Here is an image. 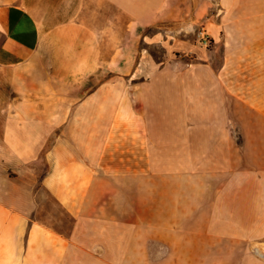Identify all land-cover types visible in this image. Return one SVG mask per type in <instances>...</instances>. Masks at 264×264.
<instances>
[{
	"label": "crops",
	"instance_id": "0c3cea01",
	"mask_svg": "<svg viewBox=\"0 0 264 264\" xmlns=\"http://www.w3.org/2000/svg\"><path fill=\"white\" fill-rule=\"evenodd\" d=\"M188 2L0 0V69L32 60L42 38L68 47L62 62L100 68L64 77L135 61L78 88L71 147L49 119L4 122L0 159L19 174L45 156L46 172L33 190L0 174V264H264V0H206L205 53L146 33L179 12L196 21L200 0ZM180 51L199 62L166 68ZM120 78L140 90L121 103ZM76 165L75 197L60 176Z\"/></svg>",
	"mask_w": 264,
	"mask_h": 264
},
{
	"label": "rangeland",
	"instance_id": "374dc122",
	"mask_svg": "<svg viewBox=\"0 0 264 264\" xmlns=\"http://www.w3.org/2000/svg\"><path fill=\"white\" fill-rule=\"evenodd\" d=\"M183 8L188 6V0H181ZM206 0H200L198 8V19L192 20V14L179 12L173 14L170 18L154 24L146 33L151 34L158 31L162 36L169 37L170 39L189 41L195 46L196 50H202L204 53L212 45V39L208 34L207 28V15L202 14L205 10ZM207 43H203V39ZM142 45H135V57L137 51ZM68 47H61L56 44L55 39L42 38L41 44L38 47L37 53L34 58L26 64L16 68L0 69V135L4 122L14 119H28L32 117H40L44 120L49 119L54 127V135L56 145L60 147L69 146L71 143L66 140L68 135H73L78 126L71 125L69 117L73 111V107L78 99L84 95L79 92L78 88L91 87L98 84L100 81L107 80V72L109 69H116L117 71H128L133 62H120L118 65L108 67V63H103V72L99 77L92 78H77L74 76L64 77V73L70 71L90 70V68H98L97 66H90L84 62H62V52ZM76 50H84V47H74ZM155 58H163V51L159 46L154 45L150 48ZM195 62H199L196 54L191 51H180L177 56L166 62V68H177L182 65V68L190 69ZM205 63L204 61H200ZM89 68V69H88ZM115 85L119 86L120 103L126 98V93L129 90L133 92L132 86H136V94L140 91L137 81L134 84L129 83V79L120 78L114 80ZM129 86L130 88L126 89ZM122 105V104H121ZM122 109H125L124 107ZM74 145V142H72ZM77 152L78 148H75ZM73 154L76 155L73 151ZM91 160V159H90ZM88 159V161L90 162ZM74 161H78L76 157ZM6 164V165H5ZM93 164L90 162L87 165ZM11 166V165H10ZM82 168L74 166L70 171L58 175L61 182L65 183L64 187L71 190L70 194L78 195V184L83 181V175L80 174ZM92 169L93 167L87 168ZM7 173L9 178L18 177L20 182H23L30 189L34 187L43 178L46 172V158L45 156L39 160H33L23 166L21 173H15L12 168H9V162L2 158L0 159V174ZM92 174L91 172L88 173ZM56 216L60 219L64 217V211L61 207L55 208Z\"/></svg>",
	"mask_w": 264,
	"mask_h": 264
},
{
	"label": "built area",
	"instance_id": "2783aa9c",
	"mask_svg": "<svg viewBox=\"0 0 264 264\" xmlns=\"http://www.w3.org/2000/svg\"><path fill=\"white\" fill-rule=\"evenodd\" d=\"M203 39V43L204 44H206L207 43V40L206 39H204V38H202Z\"/></svg>",
	"mask_w": 264,
	"mask_h": 264
}]
</instances>
